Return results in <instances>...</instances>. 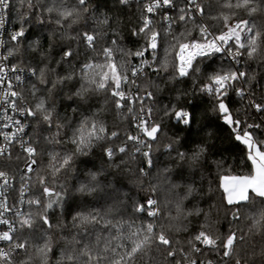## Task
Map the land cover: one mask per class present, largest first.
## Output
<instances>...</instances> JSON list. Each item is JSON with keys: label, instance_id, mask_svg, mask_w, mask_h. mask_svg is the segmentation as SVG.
Segmentation results:
<instances>
[{"label": "snow or ice", "instance_id": "obj_1", "mask_svg": "<svg viewBox=\"0 0 264 264\" xmlns=\"http://www.w3.org/2000/svg\"><path fill=\"white\" fill-rule=\"evenodd\" d=\"M0 264H264V0H0Z\"/></svg>", "mask_w": 264, "mask_h": 264}]
</instances>
